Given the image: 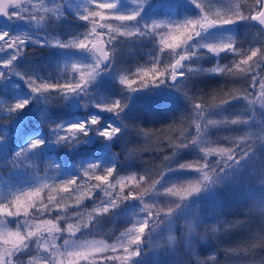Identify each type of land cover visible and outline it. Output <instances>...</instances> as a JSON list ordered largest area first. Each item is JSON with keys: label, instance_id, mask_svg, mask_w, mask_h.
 Returning <instances> with one entry per match:
<instances>
[{"label": "snow or ice", "instance_id": "obj_1", "mask_svg": "<svg viewBox=\"0 0 264 264\" xmlns=\"http://www.w3.org/2000/svg\"><path fill=\"white\" fill-rule=\"evenodd\" d=\"M190 2L199 10V14L194 17L173 19L166 13L164 15L166 19H150L141 22L144 7L149 4V0H132L134 8L126 12L118 10L120 0H85V3L77 9V15L79 19L87 22L88 27L83 33L69 39L51 37L45 33L41 40H32L27 33L10 35L7 31L0 32V52L6 50L12 52L9 59L0 61V68L10 71L14 70L13 62L24 55L30 41L39 43L41 46L83 50L91 55V63H72L62 69L67 72L71 70L70 78L52 82L42 77L36 78L34 75L23 76L27 87L34 95L51 96L54 93L64 99L80 94L88 95L89 86L114 62L115 42L142 38H152L154 44L151 66L137 67L136 71L130 74L131 78L130 76L120 77V84L129 92L158 86L168 81H171L180 91L179 81L187 75L185 69L193 75L208 72L224 77H237L247 84L238 92L232 90L223 92L218 97V103L212 105L203 102L202 96L193 97L187 92L184 93L191 105L190 117L195 133L194 135L191 132L186 134L174 145V148L179 150L196 144L199 145L200 152L203 154V159L178 165L181 169H192L200 174L198 179L188 181L187 187L175 183L164 187L162 192L158 188L165 174L171 170L168 163L172 158L168 156L164 157L168 163L166 170L159 173V179H152L150 176L146 179L144 175L137 176L133 173L117 180L120 190L115 195L112 189L116 185L110 184L109 178L117 173L116 167L102 166L97 162L89 163L86 169L84 166L81 167L85 175L89 170L101 171L103 174L90 177L96 181L93 188L98 191H89L86 194V198L94 201L95 205L88 213L87 223L83 222L82 213L79 211L80 207H86L82 204L85 195L77 198V207L72 211L80 219L75 225L68 223L69 210L67 207L59 208L61 201L51 193H69L70 186L77 185L79 175L62 180L55 178L58 183L50 189L47 203L41 198V192L49 188V185L37 180L28 187L0 195V264H37V256L40 264H135L136 258L141 256L142 246L145 243H151V240L147 238L153 230L165 223V218L169 220L173 217L185 201L194 194L200 193L207 184L215 183V178L220 173L231 167L233 163H239V160L251 151L253 140L251 133L224 137L223 139L229 141L230 147L221 146L223 143L219 139H207L206 133L210 127L247 123V119L241 116L211 118L210 114L214 110L234 100H243L246 107L253 111L256 107L264 108V75H261L264 73V41H261L259 46L253 44L247 49L241 47L231 36L216 42L203 40L199 43L194 42L211 29L234 25L240 21H252L264 29V0H251V2L248 0H190ZM176 7H179V3ZM63 15V0L52 4H48L47 0H0V16L27 19L38 28L45 27L47 21L51 19L59 20ZM200 49H206L208 53L215 56L231 53L234 58L228 64H221L218 61L211 68L201 69L189 63L194 57L199 58L204 55ZM16 74L20 75L19 72ZM5 78V71H0V80ZM197 100L201 102H196ZM29 102L28 99L18 100L4 106V111L13 119L27 107ZM126 106V98L113 99L108 103L96 105L101 110L117 115L123 112ZM98 124L99 117H90L78 123L55 125L53 130L57 134L54 142L74 146L76 143L83 142V137L89 133L90 125ZM120 131V128L109 124L105 128H98L97 135L111 140ZM260 138L264 139V137ZM3 140V135H0V142ZM43 144L44 140L40 138L31 139L26 148L15 153L11 161L13 167L20 165L17 161L26 158L27 152L38 149ZM213 156L218 158L210 159ZM145 184L147 187H143ZM126 188L127 191H125ZM100 193H103V197ZM153 194L169 197L170 202L161 204L150 200L149 197ZM96 200H99V203H96ZM127 201L140 202L141 211L145 213L142 219L131 222L132 227L121 232L119 236H115V242L111 245L103 240L95 239L81 242V237L85 234L98 235L97 225L100 220L112 214ZM257 208L264 214V204ZM62 221L67 224L66 228L61 226ZM187 222L188 235L195 234L198 229L197 223L191 219ZM219 223L224 227L220 228L215 223L211 224L212 233L227 232L229 229L241 227L245 221L220 220ZM77 233L80 235L77 236ZM58 240H62V243L57 244ZM175 242L176 236L168 235L166 243L171 245ZM257 248H264V242L249 243L241 247L239 251L228 248L225 254L238 256L240 252H243L245 256L255 257ZM191 253L195 264H219L215 254L201 259L194 247ZM244 264H256V262L248 260Z\"/></svg>", "mask_w": 264, "mask_h": 264}, {"label": "trees", "instance_id": "obj_2", "mask_svg": "<svg viewBox=\"0 0 264 264\" xmlns=\"http://www.w3.org/2000/svg\"><path fill=\"white\" fill-rule=\"evenodd\" d=\"M54 2H60V0H47L48 4ZM84 3L85 0H63L64 15L59 20L47 21L43 28L35 27L33 22L17 17L7 20L0 19V28H7L10 35L27 33L32 40H41L45 33L51 37L58 36L61 39H69L83 33L88 27L87 22L79 19L77 15V9ZM177 3H179L178 8L176 7ZM133 8L132 0H120L119 11L126 12ZM166 13L173 19H183L198 15L199 10L191 4L190 0H149V4L144 7L141 22L150 19H166L164 17ZM229 36L235 38L241 47L247 49L253 44L259 46L261 41H264V30L255 22L240 21L234 25L211 29L194 43H199L200 40L216 42ZM153 48L152 38L119 41V50L114 54L113 66L100 73L89 86L88 95L80 94L67 99L54 93L51 96L34 95L22 77L34 75L36 78L42 77L52 82L70 78L71 70L67 72L62 69L72 63H91V55L86 51L41 46L39 43L30 41L24 55L19 56L13 62V71L0 68L6 73V78L0 80V135L4 137L3 142H0V195L28 187L37 180L49 185V188H45L41 192V198L47 203L50 189L58 183L55 178L62 180L69 176L79 175L78 188L77 185H73L70 186L69 193H51L61 201L59 208L67 207L69 210L68 223L75 225L80 219L72 211L77 207V198L85 195L82 204L86 207H80L79 211L82 213L83 222L87 223L88 213L95 205L94 201L86 198V194L89 191H98L93 188L96 181L90 177L103 174L101 171L89 170L85 175L81 167L84 166L86 169L87 164L93 162L100 163L102 166L114 165L117 173L109 178V183L116 185L112 189L113 195L120 190V185L116 183L117 180L130 175L128 168L130 160L136 163L139 176L144 175L146 179L149 176L152 179H159V173L166 170L168 163L164 160L165 156L172 158L168 163L171 170L165 174L162 181L174 171L175 160L187 153L186 148L176 150L174 145L189 132H195L190 117L191 105L184 93L187 92L189 96L193 97L202 96L203 102L212 105L218 103V97L223 92L228 90L238 92L247 84L237 77H224L208 72L193 75L185 69L187 75L179 81L180 91L173 83L166 82L158 86L129 92L125 86L120 84V77L130 76L137 67H150ZM200 51L204 55L199 58L194 57L189 63L201 69L211 68L218 61L221 64H228L234 58L231 53H221L219 56H215L208 53L206 49H200ZM2 55L11 57L12 52L10 50L0 52V61H4ZM17 72L20 75H17ZM125 98L127 106L119 115L96 107L97 104L108 103L113 99ZM23 99H28L29 104L12 119L4 111V106ZM196 102L201 101L197 100ZM243 102V100H234L223 107L236 108ZM92 110L99 117V124L89 126V133L83 137V142L76 143L71 147L67 144L54 142L57 134L53 130L55 125L78 123L80 118L86 121L90 118L88 115ZM112 119L113 125L120 128L121 131L111 140L97 135V129L107 127L111 124ZM34 138L44 140V144L38 149L27 152L26 158L17 161L20 165L13 167L11 161L15 153L26 148ZM262 142L261 138H254L251 141V151L248 152V155L240 159L239 163H233L237 168L234 180L230 179L229 182L218 186L219 221H245L241 227L229 229L227 232L213 233L212 244L217 250V261L219 262L253 259L264 252V248H257L255 257L245 256L243 252H240L238 256L225 254V250L228 248L239 251L241 247L247 246L249 243L264 242V215L258 211H251L252 208L248 204L251 192L256 193L260 189H264ZM257 152L261 154V158H258L260 163L256 166L251 164V166L243 168L241 164L251 162ZM241 155L243 154L241 153ZM217 158L213 156L210 159ZM56 165L59 167H55ZM100 196L103 197V193H100ZM61 197H63L62 200ZM132 202H125L112 214L100 220L97 228L103 227V231L100 232L106 240L110 238L117 225L116 211ZM219 221L217 227L223 228L224 225ZM61 226L66 228L67 224L62 221ZM79 235L77 233V236ZM94 239L97 240V235L85 234L81 237V242ZM56 243L60 244L62 240H58ZM36 260L37 264H40L38 256Z\"/></svg>", "mask_w": 264, "mask_h": 264}, {"label": "rangeland", "instance_id": "obj_3", "mask_svg": "<svg viewBox=\"0 0 264 264\" xmlns=\"http://www.w3.org/2000/svg\"><path fill=\"white\" fill-rule=\"evenodd\" d=\"M7 30V28H0V32ZM12 35H17V33ZM114 46L117 52L119 50V41L115 42ZM9 58V56L2 55L3 60ZM111 66H113V63ZM0 71H2V69H0ZM167 83L172 82L168 81ZM257 91H259L258 88ZM88 116L98 117L94 110H92ZM210 116L214 119H222L224 117L232 118L234 116H241L242 118L247 119V123L228 126L220 125L208 129L206 138L210 140L219 139L220 142L223 143L221 146H231L228 144V140L223 139L224 137L238 136L245 132L253 134V139L264 137V108L256 107L253 111L252 109H248L245 102H243L239 106H236V108L221 107L212 112ZM81 121L85 120L80 118L78 122ZM111 124L113 125V119ZM194 133L195 132L192 134L194 135ZM262 141L261 146L264 150V139H262ZM186 150L187 153L175 160V170L166 176L158 186L161 192L164 187L175 183L183 184L187 187L188 181L199 178L200 174L197 171L192 169H181L178 167V165L182 163H192L195 160L203 159V154L200 152L199 145H190ZM262 153H264V151H262ZM258 158H261L259 152L256 153V156L252 160L250 159L251 162H241V165L243 168L251 166V164L256 166L260 163ZM128 168L130 175L135 173L139 176L137 165L134 161H129ZM236 171V166L232 164L231 167L226 168L224 172L220 173L219 176L215 178V183L207 184L200 193L194 194L185 201L173 217L169 218V220L165 218V223L159 228L153 230L150 237L147 238L151 240V243H145L142 246L141 256L136 258L135 264H195L191 253L193 247L195 248L196 254H198L201 259L212 254H215L218 259L217 250L212 244L213 233L210 231L211 224H218L219 221L217 211L219 196L218 186L233 179L237 174ZM143 187H147V185L145 184ZM249 197V206L254 209V211L260 212L257 207L264 204V189H260L256 193L251 192ZM149 199L161 204L170 202V198L162 194H153ZM96 203H99V200H97ZM141 207L139 201H133L126 207L117 210V225L112 231L110 238L106 240L100 232L103 231V227H99L97 240H103L109 245L113 244L115 242V236H119L121 232L132 227L131 222H135L144 217L145 213L141 211ZM190 219L197 223L198 229H196L195 234L188 235L189 224L187 220ZM170 234L176 236V242L168 245L166 239ZM248 260H255L256 264H264V252H261L258 257L253 259L227 260L219 262V264H244V262Z\"/></svg>", "mask_w": 264, "mask_h": 264}, {"label": "water", "instance_id": "obj_4", "mask_svg": "<svg viewBox=\"0 0 264 264\" xmlns=\"http://www.w3.org/2000/svg\"><path fill=\"white\" fill-rule=\"evenodd\" d=\"M0 19L7 20L8 17L0 16ZM258 25V24H257ZM259 26V25H258ZM260 27V26H259ZM264 30V29H263ZM107 67V66H106Z\"/></svg>", "mask_w": 264, "mask_h": 264}]
</instances>
